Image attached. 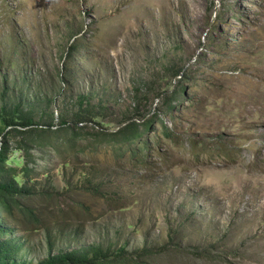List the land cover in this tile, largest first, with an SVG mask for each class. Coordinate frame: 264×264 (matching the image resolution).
I'll list each match as a JSON object with an SVG mask.
<instances>
[{
    "label": "rangeland",
    "instance_id": "obj_1",
    "mask_svg": "<svg viewBox=\"0 0 264 264\" xmlns=\"http://www.w3.org/2000/svg\"><path fill=\"white\" fill-rule=\"evenodd\" d=\"M135 1L0 0V142L31 170L10 264H264V0H184L164 30ZM148 123L141 160L106 142Z\"/></svg>",
    "mask_w": 264,
    "mask_h": 264
},
{
    "label": "trees",
    "instance_id": "obj_2",
    "mask_svg": "<svg viewBox=\"0 0 264 264\" xmlns=\"http://www.w3.org/2000/svg\"><path fill=\"white\" fill-rule=\"evenodd\" d=\"M4 112L7 110L3 109ZM7 119V117H6ZM5 119V120H6ZM33 124V120L28 118L24 123L16 120H6L5 127H11L9 134H24L22 127H28ZM163 124V123H162ZM150 123L146 125L145 129L140 126L126 125L120 128L117 132L111 134V139L106 140L109 143H118L122 145H130L132 142H138V146L133 150V155L138 160H141L142 151L150 149L147 138L144 135L150 128ZM163 134L171 136L167 127H163ZM50 130V129H49ZM77 137V136H73ZM35 142V141H31ZM41 142L40 145H44ZM20 149L24 147H19ZM12 150L9 143L0 142V264H10L13 257L20 252V245L14 237L12 228L6 225L4 216L10 219L14 217L17 210H21L24 205L22 201L26 197L24 185L18 181V176H29L31 170L28 167H20L19 165H9V153ZM129 151V150H127ZM147 155V154H146ZM146 155L144 157H146ZM38 264H146L141 259L129 256L126 251H121L117 254L111 255L106 253L101 247L92 245L77 251L59 252L57 254H50L47 258L41 260Z\"/></svg>",
    "mask_w": 264,
    "mask_h": 264
},
{
    "label": "bare ground",
    "instance_id": "obj_3",
    "mask_svg": "<svg viewBox=\"0 0 264 264\" xmlns=\"http://www.w3.org/2000/svg\"><path fill=\"white\" fill-rule=\"evenodd\" d=\"M136 2V1H135ZM152 3H156L157 4V9L158 12H155V10L151 7ZM181 6H184V0H137L136 5L139 4L140 6L145 5V10H143V14L145 16H149V18H151L153 20V18L158 19V21L162 24L161 25V29L164 30V13H166L165 15L166 18H169L171 16V14L169 13L171 11V9L173 8L174 5L178 4ZM133 6V5H132ZM138 6V5H137ZM178 7V6H177ZM188 8V7H187ZM173 11V10H172ZM173 13V12H172ZM38 14V13H37ZM191 14V13H190ZM174 15V14H173ZM138 16V14H137ZM140 17V15H139ZM196 17V16H195ZM136 20L138 17H136ZM142 18V17H141ZM147 18V17H146ZM196 19V18H195ZM151 20V21H152ZM155 20V19H154ZM149 21V20H148ZM157 22V23H159ZM168 22H170L168 19L166 21V24H168ZM31 23V22H30ZM147 23V22H146ZM152 24V23H151ZM34 25V24H32ZM157 25V24H156ZM160 25V24H158ZM140 26V25H139ZM152 26V25H151ZM35 27V26H34ZM150 28V27H149ZM35 29V28H34ZM138 29V28H137ZM153 31V30H152ZM155 32V31H154ZM130 33V32H129ZM161 33V32H160ZM52 34V33H51ZM134 35V34H133ZM124 38V37H123ZM121 41V39H120ZM123 42V41H122ZM121 42V43H122ZM251 129V128H250ZM256 129V128H255ZM254 129V130H255ZM263 130V129H262ZM261 131V130H260ZM260 133V132H259ZM262 137V136H261ZM260 137V138H261ZM263 201V200H262ZM261 201V202H262ZM262 209L264 208V202H262ZM260 209V208H259ZM264 211V209H263Z\"/></svg>",
    "mask_w": 264,
    "mask_h": 264
}]
</instances>
